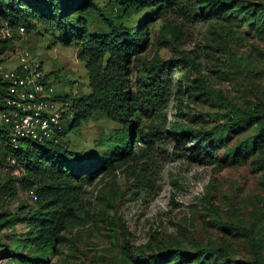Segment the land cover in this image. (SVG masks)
Segmentation results:
<instances>
[{
	"label": "rangeland",
	"instance_id": "rangeland-1",
	"mask_svg": "<svg viewBox=\"0 0 264 264\" xmlns=\"http://www.w3.org/2000/svg\"><path fill=\"white\" fill-rule=\"evenodd\" d=\"M90 2L95 10L52 24L28 9L14 26L16 43L56 79L58 92L84 96L91 89L75 37L83 22L100 36L108 30L98 12L117 26L147 21L150 40L131 61V92L150 70L166 68L164 134L151 148L143 110L129 132L131 153L117 155L120 126L105 114L67 129L62 147L109 166L46 251L33 244L50 207L28 187L24 169L0 163V264H264V0H170L159 11L129 13L109 0ZM10 4H0V27ZM206 7L218 13L201 15ZM177 122L214 131L213 154L192 141L178 145Z\"/></svg>",
	"mask_w": 264,
	"mask_h": 264
},
{
	"label": "trees",
	"instance_id": "trees-1",
	"mask_svg": "<svg viewBox=\"0 0 264 264\" xmlns=\"http://www.w3.org/2000/svg\"><path fill=\"white\" fill-rule=\"evenodd\" d=\"M11 4L7 21L12 29L25 19L28 9L32 19L52 24L68 18L71 14L95 10L90 0H7ZM129 13L137 8L154 7L156 11L167 8L170 0H109ZM5 4V0H0ZM217 11V12H215ZM201 15L212 17L218 9L206 7ZM103 24L108 30L105 35H92L86 22L76 34L82 43L78 59L85 64L91 93L74 100L75 118L69 129H77L96 113H103L109 120L120 126L117 155H129L132 145L130 130L140 119L143 110L149 115L151 124L146 139L150 147L155 148L158 136L165 131L164 115L171 96V82L165 76L166 68L150 70L137 84L135 94L131 92L130 65L132 59L142 53L149 44V25L143 21L139 27L115 25L102 14ZM13 40L2 44L6 50ZM49 76H51L49 74ZM56 80V79H55ZM7 86L0 83V110L7 109ZM141 102V106H139ZM143 108V109H142ZM177 144L194 142L197 151L213 154L210 143L215 139V132H202L186 128L177 122L172 126ZM9 142L8 132L0 130V163L11 164L26 171L28 187L35 190L40 201H46L51 209L48 219L38 220L34 246L46 251L56 243L68 224L76 219V209L84 205L87 187L106 170L109 163L102 159L82 161L73 151L55 144H34L33 148L14 149L5 145ZM203 152V153H204ZM0 164L1 166H3ZM173 253L164 255L169 260ZM186 257H189L186 254ZM144 258L141 259L143 262ZM38 264H47L39 262Z\"/></svg>",
	"mask_w": 264,
	"mask_h": 264
},
{
	"label": "built area",
	"instance_id": "built-area-1",
	"mask_svg": "<svg viewBox=\"0 0 264 264\" xmlns=\"http://www.w3.org/2000/svg\"><path fill=\"white\" fill-rule=\"evenodd\" d=\"M18 29L22 40L26 29ZM15 39L8 24L0 27V83L7 86L9 96L7 109L0 110V130L9 135L5 145L14 149L33 148L36 143L60 145L76 116L74 100L80 95L58 92L55 78ZM8 40L13 43L2 50Z\"/></svg>",
	"mask_w": 264,
	"mask_h": 264
}]
</instances>
